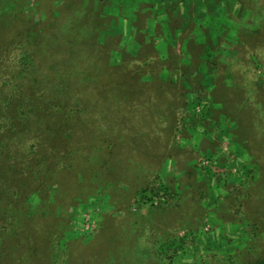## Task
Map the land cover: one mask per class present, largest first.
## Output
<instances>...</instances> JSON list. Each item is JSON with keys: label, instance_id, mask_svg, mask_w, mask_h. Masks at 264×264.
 <instances>
[{"label": "rangeland", "instance_id": "obj_1", "mask_svg": "<svg viewBox=\"0 0 264 264\" xmlns=\"http://www.w3.org/2000/svg\"><path fill=\"white\" fill-rule=\"evenodd\" d=\"M56 1L0 0V153H11L15 159L33 160L37 156L43 159L48 149L58 147L60 141L55 133L60 131L62 136H77L78 139L69 148L68 161L61 162L64 172H103V160L114 139L104 136L103 141L98 137L101 136V128L98 129L96 123L107 120L108 112L117 114L121 110L124 113L123 105H141L148 101V98H141L133 92L146 87L141 86L140 76L152 73L156 62L148 56H143L140 61L136 55L120 60H109L108 56L93 59L86 58V53H100L102 50L96 45L102 39L104 44L109 41L111 45L117 41L128 43L133 52V42L139 34L114 33L113 26L118 29L123 23L127 29L133 17L134 25L147 23L149 18L143 16L149 15L143 8L142 16H134V6L126 4L118 11L125 16H103L113 14L120 6L115 1L111 5L103 0H61L55 4ZM226 7L229 10V6ZM248 8L254 12L250 30L239 28L232 36L231 48L222 49V53L213 54L208 60L210 70L207 72L214 77L208 85L196 79L189 80V74L172 81L175 112L172 118L164 121L168 128L163 129L167 133L163 141H168V152L165 154L163 148L153 142L146 145L145 142L151 141L147 137L152 138L154 131L151 126L142 132L144 139L138 140L127 152L125 161H130L127 167L134 170L127 172L130 180L126 177L130 192L124 196V202L129 210L136 213L137 210H179L188 195L183 193L184 178L179 172L189 174V166L201 172L208 189L212 192L221 189V194L234 192L227 176L230 172H264V6L254 0ZM241 24L248 26L246 21ZM191 51L196 53L193 57L196 63L189 68L204 72L197 59L198 52L204 54L203 50ZM105 52L108 53V49ZM165 52L174 62L175 51L168 49ZM226 77L227 81H219ZM126 90V95L129 93L130 96H124ZM165 113H159V118L160 115L166 116ZM129 114L130 120L134 121L133 114ZM135 115L141 118L138 113ZM71 121L83 123L79 125L81 129L77 132L72 129ZM90 127H93L91 130L95 131V137H91L89 142L85 131ZM104 132L107 131L104 129ZM208 133L215 139L213 146L205 144L207 138H201ZM187 138H190L188 144L195 143L194 150L186 151ZM204 148L208 150L203 151ZM179 153H188L193 158V165L186 166L185 155L178 157ZM175 158L180 160V165L168 162ZM251 161L259 163L249 167ZM9 178L15 182L13 176ZM185 179L188 184L194 183L189 176ZM72 184L73 181L68 185ZM207 188H188L194 195L188 198H204L203 190ZM148 189L158 194L160 190L164 191V199L153 206L142 195ZM94 195L97 194L91 193L89 197ZM19 198V195H13L14 200ZM89 201L91 210L85 213L89 218L84 215L80 223L83 219L89 223L95 215L101 216L103 198L98 200L94 197ZM238 211V206H234L230 215L235 216ZM259 213L264 217V203ZM128 231L133 232L132 228ZM197 237L198 230H180L169 247L160 252L158 249V264H171L175 257L187 255L186 243ZM24 241L21 235L0 234V264H32L24 259ZM124 243L123 240L113 242L120 251L127 250ZM66 244L62 241L60 246L63 254L70 252ZM73 250L72 256L79 255L77 264L86 251L75 246ZM92 253H88L90 258ZM261 262L264 264V256H261Z\"/></svg>", "mask_w": 264, "mask_h": 264}, {"label": "crops", "instance_id": "obj_2", "mask_svg": "<svg viewBox=\"0 0 264 264\" xmlns=\"http://www.w3.org/2000/svg\"><path fill=\"white\" fill-rule=\"evenodd\" d=\"M104 1L107 5L115 1L120 6L113 14L107 13L103 16H125L118 12L120 7L132 4L134 16H142L143 8L147 9L149 16L143 17H148L149 22L134 25L133 17L127 29L123 23L118 29L113 26L114 33L123 31L139 34L133 42V52L128 43L117 41L111 45L109 41L104 44L102 39L96 45L102 51L91 55L86 53V58L108 56L109 60H120L136 55L139 60L143 56L153 59L156 62L153 72L140 76L141 86L146 87L140 92L137 89L133 92L141 98H148V101L141 105H123L124 113L121 110L117 114L115 111L108 112L107 120L96 123L101 126L97 125L98 129L101 128V136L98 137L103 141L104 136L114 139L113 145L111 144L110 150L105 154L103 172H64L61 162L68 161L69 148L78 139L77 136H62L60 131L55 133L60 141L58 147L48 149L43 159L39 156L33 160L15 159L11 153H0V234L23 236L24 259L32 264H75L79 255L72 256L74 246L82 247L85 249L83 252L86 251L77 264H158V249L159 252L164 251L173 242L176 234L186 228L198 230V237L186 243L187 255L175 257L171 264H260L261 256H264V250L261 252L264 249V217L259 213V208L264 203V172H230L227 176L234 186V192L221 194V189L213 192L208 189L201 172L189 166V174L179 172L181 178H184L183 193H188L179 210H137L136 213L129 210L124 202V196L130 192L127 188L130 175L127 172H134L127 167L130 161H125L126 154L132 145L144 139L142 132L146 127L151 126L154 129L152 138L147 137L151 141L145 142L146 145L153 142L152 144H159L165 154L168 152V141H163L167 133L163 129L168 128L164 121L172 118L175 112L172 105L175 96L172 81H176L178 77L183 79V74H189V80L196 79L199 83L208 85L210 79L214 78L207 72L210 70L208 60L213 54L222 53V49L231 48L232 36L239 28L250 30L254 12L248 6L254 0ZM59 3L61 0L55 2ZM257 3L264 6V0H257ZM226 6H229V10ZM237 9L240 10L239 14ZM244 21L248 26L241 24ZM106 49L108 53L105 52ZM168 49L176 53L174 62L165 52ZM195 49L204 52L197 54L199 65H203L205 69L202 73L195 67L189 68L196 63L193 59L196 53L191 51ZM185 69H188L187 72L183 71ZM227 80V77L219 79L222 82ZM126 92L127 90L124 96H130ZM118 93L121 91L118 90ZM131 108L133 110H129ZM164 112L166 116L160 115L159 118V113ZM129 113L133 114L134 121L130 120ZM136 113L141 118H136ZM71 123L76 132L81 129L79 125H83L78 121ZM92 128L85 131L89 142L91 137H95ZM155 133L157 136H154ZM201 138H207L205 144L213 146L215 139L209 133ZM189 140L187 138L185 143L188 144ZM186 144V151L194 150L195 143L188 144V147ZM197 153L200 155L199 149ZM181 155L183 154L179 153L178 157ZM184 155V164L193 165V158L188 153ZM179 161L175 158L168 162H178L180 165ZM258 163L251 161L249 167ZM182 167L183 165L181 169ZM11 176L15 178L13 183L9 180ZM187 176L194 183L188 184L185 179ZM72 181V186H69ZM198 186L207 188L203 190L206 196L195 200L188 198L194 197L188 188ZM91 193H96L94 197L98 200L103 198L101 216L95 215V220L90 219L89 223H85L83 219L80 223L84 215L89 218L85 213L91 210L92 203L89 199H94L89 197ZM14 194L20 198L14 200ZM120 201L122 202L119 203ZM234 206H238L239 211L231 216ZM94 228L96 230L93 232ZM131 228L132 233L128 231ZM114 240H123L127 250L120 251L117 244H113ZM62 241L69 245V253L63 254L60 250ZM126 242H129L128 245ZM204 247L207 248L204 250ZM87 252H93L91 258Z\"/></svg>", "mask_w": 264, "mask_h": 264}, {"label": "built area", "instance_id": "obj_3", "mask_svg": "<svg viewBox=\"0 0 264 264\" xmlns=\"http://www.w3.org/2000/svg\"><path fill=\"white\" fill-rule=\"evenodd\" d=\"M142 195H144V197H147L153 206H156L159 201H162L164 199L162 196V195H164V191H162V190H160V193L158 194V193L152 191V189H148L146 191V193H144V194L142 193Z\"/></svg>", "mask_w": 264, "mask_h": 264}, {"label": "trees", "instance_id": "obj_4", "mask_svg": "<svg viewBox=\"0 0 264 264\" xmlns=\"http://www.w3.org/2000/svg\"><path fill=\"white\" fill-rule=\"evenodd\" d=\"M166 191V190H165ZM261 264H262V262H261Z\"/></svg>", "mask_w": 264, "mask_h": 264}]
</instances>
